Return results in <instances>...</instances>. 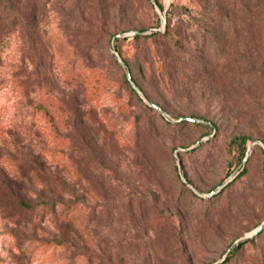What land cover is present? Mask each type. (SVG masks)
<instances>
[{
    "label": "rangeland",
    "instance_id": "obj_1",
    "mask_svg": "<svg viewBox=\"0 0 264 264\" xmlns=\"http://www.w3.org/2000/svg\"><path fill=\"white\" fill-rule=\"evenodd\" d=\"M251 2L0 0V264H264Z\"/></svg>",
    "mask_w": 264,
    "mask_h": 264
},
{
    "label": "trees",
    "instance_id": "obj_2",
    "mask_svg": "<svg viewBox=\"0 0 264 264\" xmlns=\"http://www.w3.org/2000/svg\"><path fill=\"white\" fill-rule=\"evenodd\" d=\"M252 2V5L256 6L257 7V4H261L262 5V11L261 12H250L249 15L251 16L250 17V21L254 24V26H251L250 27V39L252 41H256V39H259V40H264V0H251ZM256 4V5H255ZM172 6V4H171ZM161 10H163L162 7H160ZM169 15H171V11L167 10L166 12V17L168 18ZM225 18H227V16H224ZM259 24L261 26H259ZM169 23L168 21H166V30L163 34L159 33V32H152L150 33L149 35H146V36H142L143 39L145 40H148V39H152V38H158V37H161V35H166L168 34L169 32ZM258 28H261V29H258ZM256 29H258V31H262V37L260 36V33H257L256 32ZM263 29V30H262ZM141 36H138V35H134V39L135 40H139ZM118 40H115V42H117ZM115 50L116 52L118 53L119 57H121L122 61L125 63V65L130 69V66L129 64L124 60V58L122 57V55L120 54L119 50H118V47L115 45ZM101 73H98L97 76H95V85H98L99 87H104L107 85V83H110V79L107 77L106 73H104L103 70L100 71ZM129 76L131 78V82L128 81V78L126 77L124 79V83L126 84V86L128 87V89L130 90V92H132L136 97H138V94H137V91L136 89L141 92V94L143 96H145L147 98V101L149 102V105H155L158 107V105L154 104L150 98H148V94L144 91V89L142 88L140 82L136 81V79L133 77L132 75V71L130 70L129 71ZM86 84H90L89 81L86 82ZM138 100L140 102H142L141 99L138 98ZM149 108V107H148ZM188 119H192V118H188ZM191 122V121H190ZM208 125H205V127L209 130L207 134H209V132H212L211 131V128L215 131L217 130L218 126L215 122H212V121H208L207 122ZM248 144H249V139L247 137H244V136H237V137H233L232 140L230 141V145L235 147L237 150H238V153H239V166L242 167V171L237 175L235 176L234 178H232L225 186H223L220 191H218L219 193L223 192L224 190L226 189H229L231 188L234 183L237 181V179L240 177V176H243L246 172V168H245V163L248 162V159L249 157L251 156V154L258 150L260 151L262 154H264V149L260 148L259 146H254L253 149H252V152L250 154L249 157H247V159L245 160V157L246 155H248L249 153V147H248ZM262 144L264 146V141H262ZM243 161L245 162L243 164ZM234 174V171L232 172H228V174H226V177L225 178H229L231 177L232 175ZM263 233V231H260L258 232L257 235H261ZM247 242H254L253 239L251 240H246L244 242H240L238 245H236V247H234L228 254L227 256L225 257L224 261L222 264H227L231 257L236 254L237 252H239L242 247L244 246L245 243Z\"/></svg>",
    "mask_w": 264,
    "mask_h": 264
},
{
    "label": "water",
    "instance_id": "obj_3",
    "mask_svg": "<svg viewBox=\"0 0 264 264\" xmlns=\"http://www.w3.org/2000/svg\"><path fill=\"white\" fill-rule=\"evenodd\" d=\"M155 31H156V30H152L151 32H155ZM116 56H117V55H116ZM128 81L131 82V78H130L129 75H128ZM136 91L139 92L137 89H136ZM151 106L154 107V108H158V107L155 106V105H151ZM186 120L191 121V122H194V121H195L194 119H186ZM247 157H248V155H246L245 160L247 159ZM226 184H227V183L223 184V186H225ZM223 186H221L217 191L213 192L212 195H213V194H216L218 191H220V189H221ZM263 228H264V223L261 224L258 228L255 229V231L253 232L252 236L257 235L258 232H260ZM241 241H243V240H239V241L235 242V243L233 244V246H231V248L229 249V251H230L234 246L238 245Z\"/></svg>",
    "mask_w": 264,
    "mask_h": 264
}]
</instances>
